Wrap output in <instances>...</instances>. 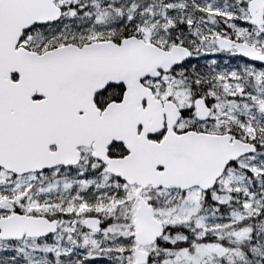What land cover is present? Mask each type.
Masks as SVG:
<instances>
[{
	"label": "snow or ice",
	"instance_id": "1",
	"mask_svg": "<svg viewBox=\"0 0 264 264\" xmlns=\"http://www.w3.org/2000/svg\"><path fill=\"white\" fill-rule=\"evenodd\" d=\"M0 264H264V0H0Z\"/></svg>",
	"mask_w": 264,
	"mask_h": 264
}]
</instances>
